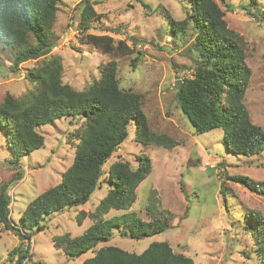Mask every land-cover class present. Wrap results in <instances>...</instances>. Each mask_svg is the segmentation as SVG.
Listing matches in <instances>:
<instances>
[{"label": "rangeland", "instance_id": "374dc122", "mask_svg": "<svg viewBox=\"0 0 264 264\" xmlns=\"http://www.w3.org/2000/svg\"><path fill=\"white\" fill-rule=\"evenodd\" d=\"M83 1L61 0L58 4L54 26L58 41L48 59L60 57L63 82L76 91H86L101 79L102 66L112 60L100 48L84 43L88 35H109L124 41L134 54L116 57L119 86L139 94L151 130L168 135L178 145L169 149L137 142L132 120L127 140L105 164L100 188L86 205L46 216L41 232L25 229L32 234L30 242L22 241L0 222V264H20V251L24 250L29 254L22 264H83L103 247L141 254L153 242L163 241L174 252L193 259L194 264H260L252 224L257 226L253 215L264 219V194L253 193L232 178L245 176L264 184V152L254 157L231 153L221 128L196 135L179 108L177 91L182 84L178 87V82L192 75L197 55L191 47L196 33L191 22L184 33L174 34L168 17L183 21L190 12L191 0H91L98 17L90 22L89 30L80 25ZM213 1L225 11L228 28L246 43V63L252 77L245 103L251 120L264 129V0H257L250 8V0ZM227 3L234 10L227 9ZM3 46L0 42V103L7 95L19 98L33 90L26 76L43 61L25 62L19 72L12 73L15 50ZM83 123L80 116H67L38 127L44 145L22 155L18 166L11 165L13 155L6 133L0 131V193L8 185L13 226L23 229L21 215L28 204L60 184L74 161L79 142L76 134ZM145 157L150 159L152 169L137 188V199L129 212L147 222L157 218L167 229L141 239L115 229L109 241L77 257L57 249L55 238L80 236L93 224L89 214L110 190L112 165L128 162L136 169ZM15 175L22 177L14 180ZM154 210L156 217L151 215ZM124 213L113 210L105 217ZM255 230L258 232V228Z\"/></svg>", "mask_w": 264, "mask_h": 264}, {"label": "trees", "instance_id": "16d2710c", "mask_svg": "<svg viewBox=\"0 0 264 264\" xmlns=\"http://www.w3.org/2000/svg\"><path fill=\"white\" fill-rule=\"evenodd\" d=\"M61 0H0V42L4 48L15 50L12 73L28 61L42 59L27 80L34 89L16 98L7 95L0 103V131H5L12 152L11 165L18 166L21 156L41 148L44 137L37 131L43 125L71 116L83 118V129L77 132L78 145L72 165L64 172L62 181L34 198L21 215L23 229L10 221L11 200L7 187L0 193V222L23 240H32V234L41 232L46 216L86 205L100 188L103 168L129 136V125L134 121L135 140L144 145L172 149L178 142L168 135L153 132L143 110L139 94L123 90L118 81L116 57L134 54L124 41L109 35H88L87 45L98 47L111 61L102 66L100 80L86 91H76L63 82L64 66L60 57L48 59L57 44L54 31L58 4ZM186 18L176 22L168 17L171 31L184 33L193 22L195 41L192 52L194 69L177 91L179 108L192 125L196 135L213 129L224 130L228 150L237 155L254 157L264 152V129L251 120L245 98L252 71L246 63L244 39L228 28L225 11L213 0H191ZM257 0H250L249 8ZM80 25L90 29V22L98 17L91 0L83 1ZM234 10L230 4H225ZM249 11V9H247ZM133 67H136L133 62ZM152 169L148 157L141 158L133 169L128 162L114 163L108 174L110 190L89 216L93 224L77 237L66 234L53 240L54 246L67 256L77 257L109 241L115 229L134 239L162 234L167 225L156 218L147 222L129 212L137 199L136 190ZM22 176H14V180ZM232 180L253 193L264 194V184L249 177L236 176ZM225 193V188L222 189ZM125 212L106 218L111 211ZM151 211V209H150ZM157 211L151 212L156 217ZM85 216V213L83 214ZM256 220L253 227L260 264H264V219ZM250 222V220H249ZM258 228V232L255 230ZM26 229V230H25ZM29 251H20V264ZM83 264H194L193 259L174 252L166 241L153 242L141 254L130 253L115 246L101 248Z\"/></svg>", "mask_w": 264, "mask_h": 264}, {"label": "water", "instance_id": "95a60500", "mask_svg": "<svg viewBox=\"0 0 264 264\" xmlns=\"http://www.w3.org/2000/svg\"><path fill=\"white\" fill-rule=\"evenodd\" d=\"M181 84H182L181 82H178V85H179L178 87H180ZM79 256H80V255H79Z\"/></svg>", "mask_w": 264, "mask_h": 264}, {"label": "built area", "instance_id": "2783aa9c", "mask_svg": "<svg viewBox=\"0 0 264 264\" xmlns=\"http://www.w3.org/2000/svg\"><path fill=\"white\" fill-rule=\"evenodd\" d=\"M30 242V241H29Z\"/></svg>", "mask_w": 264, "mask_h": 264}]
</instances>
